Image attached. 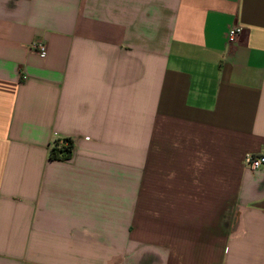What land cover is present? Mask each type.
Returning <instances> with one entry per match:
<instances>
[{
  "label": "crops",
  "instance_id": "1",
  "mask_svg": "<svg viewBox=\"0 0 264 264\" xmlns=\"http://www.w3.org/2000/svg\"><path fill=\"white\" fill-rule=\"evenodd\" d=\"M246 154L264 0H0V264H264Z\"/></svg>",
  "mask_w": 264,
  "mask_h": 264
},
{
  "label": "built area",
  "instance_id": "2",
  "mask_svg": "<svg viewBox=\"0 0 264 264\" xmlns=\"http://www.w3.org/2000/svg\"><path fill=\"white\" fill-rule=\"evenodd\" d=\"M242 27L238 25H231L227 31V41L234 42L236 37L241 33ZM35 51L41 57H45L47 54V44L42 39H37L32 44ZM243 162L245 166L250 169H257L264 166V155L263 154H246Z\"/></svg>",
  "mask_w": 264,
  "mask_h": 264
},
{
  "label": "trees",
  "instance_id": "3",
  "mask_svg": "<svg viewBox=\"0 0 264 264\" xmlns=\"http://www.w3.org/2000/svg\"><path fill=\"white\" fill-rule=\"evenodd\" d=\"M73 150V140L71 138L55 139L48 152L50 159L65 160L68 159Z\"/></svg>",
  "mask_w": 264,
  "mask_h": 264
}]
</instances>
